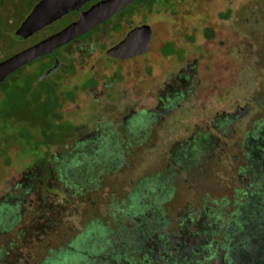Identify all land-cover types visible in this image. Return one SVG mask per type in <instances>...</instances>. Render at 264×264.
I'll return each mask as SVG.
<instances>
[{"label":"rangeland","instance_id":"374dc122","mask_svg":"<svg viewBox=\"0 0 264 264\" xmlns=\"http://www.w3.org/2000/svg\"><path fill=\"white\" fill-rule=\"evenodd\" d=\"M39 1L0 0V40L6 39L0 61L72 19L71 12L13 42ZM142 1L139 13L122 12L65 48L78 68L72 85L94 79L61 109L71 123L51 111L42 123L41 110L21 108L46 67L40 60L0 89V264L104 260L122 239L109 234L118 230L113 214H122V234L132 246L142 234L152 236L128 257L132 264H151L165 251V259L175 255L179 240L209 245L213 237L204 230L224 216L220 207L226 205L229 221L237 191L250 188L261 196L253 217L244 214L253 232L236 225L241 242L228 260L264 264V168L257 160L258 146L264 147V0ZM141 25L153 29L150 53L112 60L109 48ZM21 116L28 122L17 127L12 120ZM73 124V135L49 151L37 140L44 126L58 140ZM246 201L251 209L255 199ZM242 241L250 242L245 248ZM218 249L212 259L214 251L199 249L191 264H223L218 257L228 253Z\"/></svg>","mask_w":264,"mask_h":264},{"label":"trees","instance_id":"16d2710c","mask_svg":"<svg viewBox=\"0 0 264 264\" xmlns=\"http://www.w3.org/2000/svg\"><path fill=\"white\" fill-rule=\"evenodd\" d=\"M137 2L140 3L143 1L140 0V2L139 1H137ZM154 3H157V1H154ZM33 9L34 8H31L30 10H33ZM30 13H31V11H29L27 14L29 15ZM13 35H14V33H13ZM14 39L15 40L13 42L25 41V40H21L16 34L14 35ZM3 41H6V39L2 36L0 42L2 43ZM170 47L171 48L173 47L175 51L178 50V49H176L175 45L172 43H170ZM62 61H63L62 66H60V68L55 70L53 75L48 77L47 80L40 81V79L44 73V71H42V75L41 76L39 75L40 77L37 80V83L32 84L33 86L29 87L30 92L26 93V94L24 93V96H23L27 105L23 108V104H22L21 108L22 109L28 108L32 112L37 111V110H41L42 119H40V121L42 123L44 121L43 120L44 116L49 111H51V113H53V118L55 116V118L58 120L62 119L64 122L66 121V123H69V122L71 123V121H67V120H64L62 118V115L60 114L61 109L64 107V105L67 102H71L74 100L76 95L79 93L78 91L80 88L88 89L90 87V85L93 84V78H90V79L83 80V82H81V84L83 86H81V87H79L80 83L76 84V85H72V82L75 79L77 71H78V68L76 66V61H74L70 57V54L64 55V57L62 58ZM14 74H12V75H14ZM11 76H9L4 82L0 83V89L7 87L8 82L10 80H12V79H10ZM15 78L16 77H14L13 79H15ZM36 119H38V117ZM12 122H14L17 127H22L24 124L26 126V123L28 121L24 116H21L17 120L16 119L14 121L12 120ZM73 126H74V128L71 129V132H69V135L65 133L58 140L52 136L51 131L50 132L47 131L48 127H46V129H45L44 128L45 126H44L43 127L44 130H42V135L38 136L37 140L41 141L44 144H48V146H49L48 151H49L52 145L65 142L69 137H71L73 135L74 130L76 129V126L74 124H73ZM258 147L259 148L257 151L259 154H258L257 160L261 164V166L264 168V147H261V146H258ZM48 151H47V153H48ZM251 151H252V148H251V146H249L248 147L247 161L249 160V156L251 155ZM102 152L103 151L99 150L100 156H101ZM47 153H46V156H47ZM117 156H119V154H117L116 157ZM116 157L114 156V158H116ZM114 158H112V160H114ZM46 160L44 159L43 161H36V162H41V163L44 162L45 163ZM259 181L257 182V184L259 183ZM253 185H254L253 182H250L249 187H251V186L253 187ZM261 186H263L262 188H264V184H262ZM243 187H245V186H243ZM252 192L253 191H251V188L250 189H242V190L239 189L237 191V196H236V201H235V203L238 202L239 204L234 205V210L229 214V221H227L228 223L223 218L224 216L227 215V213L225 212L226 205H224V206H222L224 208V210H222L220 207V210L222 212H224L223 213L224 216L223 217L222 216L216 217V220L214 222V224H215L214 226H216V229L214 228V226L210 225L209 226L210 228L208 227L207 229L204 230V231H206V234H208L209 236L212 235L211 237H213L212 238L213 240L209 245H207V244L201 245L200 247L203 250H206L210 253L214 251V253H213L214 255L212 254L210 256L211 259L213 256H217V254H219L218 248L223 247V248H226L228 254H227V256H225V258L223 260L221 259V257H218L219 263L230 264V262L228 260V256L230 258V256H232L234 254V252H233L234 245H240L239 243L241 242V240H239V238H237L239 240V241L237 240L239 243L236 242V240H235V235L237 234V231H235L234 228H236V225H237V228L239 226L240 230L244 231V234H247V235L252 234L253 230L251 228L253 225L249 224L248 221L245 220L244 214L247 216V219L248 218L250 219L251 217H253V212H255L254 206L259 201V199L261 197L260 195H254V193H252ZM263 194H264V192H263ZM251 196H252V199H255V201L252 204L253 207L250 209L248 206L246 208V204L249 202L246 200ZM113 216L116 217L118 220L117 226H116V228H118V230L114 231L113 229H111L109 234L110 235L116 234L117 237H118V235H121L120 238H122V239H121V241H118L116 243V245L114 243L113 248L111 249V251L109 253H107L105 255L104 260H97L94 258H90V260H89L91 262L90 264H129V263L132 264V262L128 260L129 259L128 257H134L136 255V253L138 252L139 247H141L142 241H144L143 247H145L146 241L147 240L149 241L150 237H152L151 235L145 236L146 234L144 233L140 236L141 242L132 246L131 243L134 241L131 240L130 237L127 236L126 234H122L123 230L121 228L122 226H120V219L122 218V214H113ZM217 220H222L223 222L218 223ZM146 223L148 226L151 225L149 220H147ZM211 226H212V229H211ZM218 227H220V228L218 229ZM143 230H144V228H143ZM216 230H218V231H216ZM221 235H223L222 238L218 240L217 239L218 236H221ZM242 242L244 243V247L246 248V245L250 241L249 242L242 241ZM253 243H255V242H253ZM164 244H166V243H164ZM147 245H149V244H147ZM166 245H168V244H166ZM251 246L252 245H250L249 247H251ZM175 247L177 249V252L175 255L172 254V255H170L169 258L165 259L166 258V251H165L164 252L165 256L163 255V257H161V259H160L161 261L158 260L157 258H155L156 260L151 264H173L172 263L173 259H174V264H191L192 262L195 261V259H197L198 253L201 254V252L198 251L201 248H197V247H193L191 245H188L187 241L184 242L182 240H179L177 242V244H175ZM125 256L127 258H125ZM206 260L207 259L205 258L204 261H206ZM140 264H145V263L141 262ZM196 264H205V263L197 260Z\"/></svg>","mask_w":264,"mask_h":264},{"label":"water","instance_id":"95a60500","mask_svg":"<svg viewBox=\"0 0 264 264\" xmlns=\"http://www.w3.org/2000/svg\"><path fill=\"white\" fill-rule=\"evenodd\" d=\"M90 1H39L16 32L21 40H25L33 33L52 25L70 12L79 11L80 18L62 30L49 35L46 39L0 61V83L12 74L34 63V61L47 56V54L54 55L56 49L90 33L127 6L140 0H99L97 4L84 11L83 6L90 3ZM151 41L152 29L148 25H143L131 30L120 43L107 53L116 60L131 59L138 55L147 54L151 47ZM58 66L59 62L57 61L56 65L44 73L40 80L48 78Z\"/></svg>","mask_w":264,"mask_h":264},{"label":"flooded vegetation","instance_id":"af4514ba","mask_svg":"<svg viewBox=\"0 0 264 264\" xmlns=\"http://www.w3.org/2000/svg\"><path fill=\"white\" fill-rule=\"evenodd\" d=\"M98 1L99 0H91L90 1V3H88V4H86V5H84L83 6V10L84 11H86V10H88L90 7H92L93 5H95V4H97L98 3ZM145 1H147V0H145ZM152 1V0H151ZM153 1H159V0H153ZM195 1V0H194ZM149 2V1H148ZM136 3V5L134 4V5H132L131 4V6L130 7H126V8H124L122 11H120V12H118L117 14H115L112 18H110V20L108 19L106 22H104V24H106L107 22H109V21H114L115 19H116V17L117 16H119L122 12H126V15L127 16H129V15H134V14H136V13H139L140 11H141V8L139 7V5L141 4V3H145V2H140V3H137V2H135ZM195 3H191V5H194ZM132 8V9H131ZM71 13V12H70ZM73 13V17H72V19L67 23V24H65V26H63V27H61L60 29H58V30H56V31H54L53 33H51V34H54V33H56V32H58V31H60V30H62L63 28H65L66 26H68L70 23H72V22H74V21H77L79 18H80V12L79 11H73L72 12ZM69 14V13H68ZM199 15H201V14H199ZM66 16V15H65ZM190 20H191V18H190ZM201 21H196V23H200ZM192 23H194L193 22V20L191 21V24ZM54 24V23H53ZM104 24H102L101 26H99V27H97L96 29H94L93 31H91L90 33H88V34H86V35H83L82 37H80V38H78V39H76V40H74V41H72L71 43H69V44H67V45H65V46H63V47H61V48H59V49H56L55 51H54V55H51V54H47V56H44V57H42V58H40V59H38V60H36V61H39L40 60V62H42V64L43 65H46V67H45V70H44V73H46L50 68H53L55 65H56V63H57V61L59 62V66H58V68H60V66H62V58L64 57V55H68V54H70V53H68L67 51H66V47L67 46H69V45H71L72 43H75V42H77V41H79V40H81V39H84V38H86V37H88V36H90L94 31H96V30H98L100 27H103L104 26ZM141 26H143V25H141ZM148 26H150V25H148ZM136 27H140V26H133L132 28H130L129 29V31L127 32V33H125L123 36H122V38L120 39V40H118L114 45H112L109 49H111V48H113L114 46H116L118 43H120L126 36H127V34L131 31V30H133L134 28H136ZM151 27V26H150ZM114 28L117 30H119V28H120V26H119V24L118 23H114ZM151 29H152V27H151ZM51 34H49V35H51ZM49 35H47L46 36V38L49 36ZM46 38H44V39H46ZM41 40H43V39H41ZM40 40V41H41ZM40 41H38V42H40ZM38 42H36V43H38ZM36 43H34V44H36ZM153 43H154V33H153V29H152V41H151V47H150V50H149V52L147 53V54H144V55H138V56H136V57H134V58H142V57H144V56H147L149 53H150V51H151V49H152V46H153ZM33 44V45H34ZM32 46V45H31ZM27 48V47H26ZM25 49V48H24ZM187 49V48H186ZM179 50V49H178ZM183 50V49H182ZM104 57L105 56H103V58H102V60L104 59ZM112 58V57H111ZM134 58H131V59H118V60H132V59H134ZM107 59V58H106ZM106 59H104L103 61L105 62L106 61ZM114 61L116 60V59H114V58H112ZM57 60V61H56ZM103 61H102V65H103ZM117 61V60H116ZM35 62V61H34ZM31 65V64H30ZM58 68H56V69H54L53 70V72L48 76V77H50V76H52L53 75V73L55 72V70H57ZM43 73V74H44ZM192 73H194V71H192ZM192 73L190 74L191 76H192ZM191 76H189V77H191ZM48 78H45L44 80H47ZM94 80V79H93ZM41 81V80H40ZM43 81V80H42Z\"/></svg>","mask_w":264,"mask_h":264}]
</instances>
